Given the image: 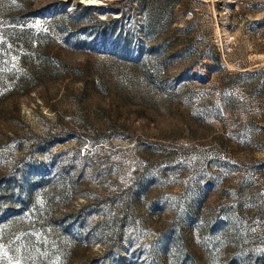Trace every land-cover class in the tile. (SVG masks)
Wrapping results in <instances>:
<instances>
[{"label": "rangeland", "instance_id": "obj_1", "mask_svg": "<svg viewBox=\"0 0 264 264\" xmlns=\"http://www.w3.org/2000/svg\"><path fill=\"white\" fill-rule=\"evenodd\" d=\"M0 264H264V0H0Z\"/></svg>", "mask_w": 264, "mask_h": 264}]
</instances>
